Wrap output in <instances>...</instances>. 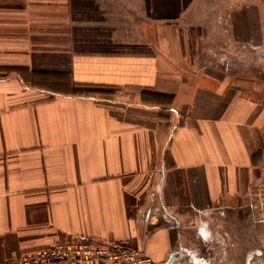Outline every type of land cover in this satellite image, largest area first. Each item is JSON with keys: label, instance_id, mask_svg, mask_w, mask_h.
Here are the masks:
<instances>
[{"label": "crops", "instance_id": "1", "mask_svg": "<svg viewBox=\"0 0 264 264\" xmlns=\"http://www.w3.org/2000/svg\"><path fill=\"white\" fill-rule=\"evenodd\" d=\"M210 1L0 0V261L74 237L150 264L248 244L264 80L237 76Z\"/></svg>", "mask_w": 264, "mask_h": 264}, {"label": "rangeland", "instance_id": "2", "mask_svg": "<svg viewBox=\"0 0 264 264\" xmlns=\"http://www.w3.org/2000/svg\"><path fill=\"white\" fill-rule=\"evenodd\" d=\"M206 4L207 5L204 8L205 13H207L211 18L220 15L221 21L219 23H216V25L219 24V30H226V32L229 30L236 31L238 38L235 44L237 46L236 52L238 53L234 54L232 57L233 59H235L234 61L236 63L237 76L242 77L244 75H249L252 78L254 77L258 78L259 80H264V1L262 4L261 0H211ZM245 5H247L248 7H246ZM238 18H240V21H235L236 19L238 20ZM244 19L246 20L244 21ZM206 23L210 24V26L213 24L212 21ZM249 36H252L251 44L254 46L258 45V49L246 53L241 49L244 40H249L247 39ZM191 44L192 41L190 42V45ZM202 47L203 50H205V47L208 48V45L204 44V46ZM192 51L193 53H195L197 50L196 48H194V50L192 49ZM218 58L220 59L219 56ZM244 59H247V62H252L250 70L248 69L247 71H245L246 69H244V64H246L247 62H244ZM259 199L262 202L261 205H263L264 207V189L257 195L255 194L253 200L251 201V213H249L248 216H250V219L252 218V221L246 223L247 225L243 223L241 224V226H238L237 229L234 230L237 236L238 233H244L247 226L249 229H251L253 226V222L264 221V219H260L261 214H259L257 211L258 205L260 206ZM243 216L246 217L245 214H243ZM249 229L247 232L251 234L250 238H253L256 235L255 239L260 240L257 236L259 232L254 234V231L251 233ZM236 244H239L243 248H246L244 245H241V240L239 239L234 240L228 245L227 248L231 249V247L233 246L232 249H237L235 247ZM224 264H228V262L226 261L224 262Z\"/></svg>", "mask_w": 264, "mask_h": 264}, {"label": "built area", "instance_id": "3", "mask_svg": "<svg viewBox=\"0 0 264 264\" xmlns=\"http://www.w3.org/2000/svg\"><path fill=\"white\" fill-rule=\"evenodd\" d=\"M257 211L264 219V207L259 199ZM103 261L110 264H150L141 252L124 243H110L74 237L46 248L20 254L16 259L0 261V264H61Z\"/></svg>", "mask_w": 264, "mask_h": 264}, {"label": "flooded vegetation", "instance_id": "4", "mask_svg": "<svg viewBox=\"0 0 264 264\" xmlns=\"http://www.w3.org/2000/svg\"><path fill=\"white\" fill-rule=\"evenodd\" d=\"M252 225L253 226L250 229V232L252 233L254 231L255 234L259 232L261 228L260 226L264 225V221L253 222ZM262 231L263 230L261 229V232ZM247 242L248 244L244 245L246 248H243L239 244H236L235 247L237 249L234 248V252H231L227 256L225 255L227 245H221L220 247H218V249H220L219 252L221 253L220 257L215 258L211 262L206 260H198L196 259V255H193L190 257L191 261L188 264H224V262L226 261L228 262V264H264V238L261 240H256L255 237H249V240H247ZM232 248L233 246L231 247V249ZM226 257L228 259H226Z\"/></svg>", "mask_w": 264, "mask_h": 264}]
</instances>
